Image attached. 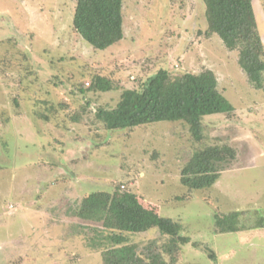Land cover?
I'll list each match as a JSON object with an SVG mask.
<instances>
[{"label": "rangeland", "instance_id": "rangeland-1", "mask_svg": "<svg viewBox=\"0 0 264 264\" xmlns=\"http://www.w3.org/2000/svg\"><path fill=\"white\" fill-rule=\"evenodd\" d=\"M75 3L0 0V264H102L101 251L111 244L107 232L78 222L74 210L82 194L114 183L190 237L172 257L164 250L167 237L155 228L128 236L148 243L165 264H264V227L214 229V215L228 210L264 217V88L249 83L236 50L203 34L202 0H123L124 37L105 49L73 30ZM252 6L264 48V0ZM160 68L211 69L232 103L228 114L202 117V142L179 121L104 129L92 111L82 112L84 123L70 119L83 105L113 107L123 89L140 88ZM96 73L118 87L76 88ZM40 99L57 108L48 111ZM211 143L229 144L234 157L223 161L212 185L183 196L188 189L179 168L192 149Z\"/></svg>", "mask_w": 264, "mask_h": 264}, {"label": "trees", "instance_id": "trees-1", "mask_svg": "<svg viewBox=\"0 0 264 264\" xmlns=\"http://www.w3.org/2000/svg\"><path fill=\"white\" fill-rule=\"evenodd\" d=\"M202 2L206 19L203 34H214L228 50H236L237 63L249 83L256 89L264 88V48L257 34L252 0ZM122 6L123 0H76L73 30L94 49H105L124 37ZM19 53L25 61L27 54ZM117 87L110 78L96 73L90 76L87 86L82 84L76 88L87 92L109 91ZM38 101L44 103L48 111L57 108L48 99ZM58 105L63 106L62 103ZM86 108L83 105L80 110L71 112L70 119L84 123L82 112L92 111L104 129H131L156 121H179L187 127L195 142H202L204 137L203 116L228 114L234 109L218 89L214 72L206 68L179 74L160 68L140 88L123 89L113 107ZM34 113L48 120L42 111L35 110ZM233 157L234 149L226 143L202 144L192 149L179 168L180 183L188 189L183 196L187 197L189 190L212 185L220 176L223 161ZM120 186L121 183H114L108 190L82 194L77 199L74 217L80 223L95 224L107 232L111 244L101 251L102 264H165L148 243L142 246L140 242H128V236L155 228L158 234L167 237V244L163 246L165 253L171 256L180 252L190 237L181 233V224L177 221L147 206L130 188ZM259 227H264V217L256 216L252 210H228L214 215V229L219 232H244ZM209 256L216 258L212 250Z\"/></svg>", "mask_w": 264, "mask_h": 264}]
</instances>
